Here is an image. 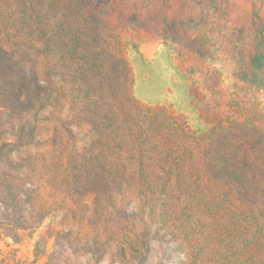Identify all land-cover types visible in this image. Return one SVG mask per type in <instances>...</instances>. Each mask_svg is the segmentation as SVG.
Here are the masks:
<instances>
[{"label":"rangeland","instance_id":"1","mask_svg":"<svg viewBox=\"0 0 264 264\" xmlns=\"http://www.w3.org/2000/svg\"><path fill=\"white\" fill-rule=\"evenodd\" d=\"M0 148V264H264V0H0Z\"/></svg>","mask_w":264,"mask_h":264},{"label":"trees","instance_id":"2","mask_svg":"<svg viewBox=\"0 0 264 264\" xmlns=\"http://www.w3.org/2000/svg\"><path fill=\"white\" fill-rule=\"evenodd\" d=\"M7 145H8V146H13V147H18V146H20V144H17V143H8ZM0 150H2V148H0Z\"/></svg>","mask_w":264,"mask_h":264}]
</instances>
